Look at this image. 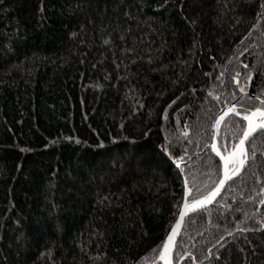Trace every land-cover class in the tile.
<instances>
[{"label":"trees","instance_id":"obj_1","mask_svg":"<svg viewBox=\"0 0 264 264\" xmlns=\"http://www.w3.org/2000/svg\"><path fill=\"white\" fill-rule=\"evenodd\" d=\"M262 101L264 0H0V264L154 263L221 179L218 113L225 154ZM247 153L174 264H264V130Z\"/></svg>","mask_w":264,"mask_h":264},{"label":"snow or ice","instance_id":"obj_2","mask_svg":"<svg viewBox=\"0 0 264 264\" xmlns=\"http://www.w3.org/2000/svg\"><path fill=\"white\" fill-rule=\"evenodd\" d=\"M245 67L247 66L245 65ZM240 91L243 92V88H241ZM233 99H236V97L234 96ZM255 99L259 100V97H255ZM237 103H241V100H237ZM261 103L264 104V101H262ZM229 112H234L236 116L242 115L240 111H236V104H232L230 107H228L224 115H227V113ZM257 117L260 118V123H257ZM222 119L223 116L219 117L216 120V122L212 125L213 130L217 129ZM242 119L243 121L247 122V125L246 127L240 130L242 134H238L236 132L231 133V136L233 138L238 139V143L232 145L231 149L225 146L223 149L225 153L224 155H221V151L216 147L215 143L212 144L213 151L216 152V155L220 157V160L223 161L224 164L223 178H221L219 180V183L216 184V186L211 191L207 192L206 195H202L199 199L193 198L191 200V203L185 201L183 208L180 211L181 217L186 214L185 210L193 211L210 203L215 198L217 192L219 191V188L223 186L225 180L230 179L231 176H235L240 171V168L245 164V161L249 159L248 153L244 147L245 141L251 136L253 132L257 130V128L264 129V108H257L253 111H250L247 114L243 115ZM187 134V131H185L184 135ZM213 139H215V135H213ZM77 143H79V141H77ZM163 151L167 153L168 150L165 147ZM253 155H255V152H253ZM177 167H179V165H177ZM189 191L191 190L186 188V196L188 195ZM199 191L200 189L197 188L196 192L199 193ZM262 191H264V189H262ZM261 203H264V201H261ZM179 223L180 221L178 220L177 224ZM175 232L176 228L173 227V233ZM221 239H223V237H221ZM172 240L173 236L172 234H169L168 238L163 242V250L160 252V258L165 261V264H171V261L168 259V251L170 248V242Z\"/></svg>","mask_w":264,"mask_h":264},{"label":"water","instance_id":"obj_3","mask_svg":"<svg viewBox=\"0 0 264 264\" xmlns=\"http://www.w3.org/2000/svg\"><path fill=\"white\" fill-rule=\"evenodd\" d=\"M232 104H236V102H234V103H232ZM232 104L225 106V107H224V108L218 113V115L216 116V118H215V120H214V123L216 122V120H217L219 117L224 116V113L226 112L227 108L230 107ZM220 122H221V121H220ZM260 122H261V121H257V123H260ZM214 123H213V124H214ZM246 125H247V123H246ZM245 127H246V126H245ZM217 128H218V127H217ZM260 130H264V129L257 128V130H256L255 132H253V133L251 134V136L245 141V145H244V147H245L246 151H247V144H248L249 140L252 138V136H253L254 134H256L257 132H259ZM216 133H217V129L213 130V128H212L211 141H210V143H209V145H208V147H210L211 149H212V144H213V143H215V144H216V147L218 148V146H217V142H216ZM213 135H215V139H213ZM218 149H219V148H218ZM220 151H221V150H220ZM213 152H214V151H213ZM214 154L216 155V152H214ZM221 155H224V154L221 152ZM216 156H217V155H216ZM217 157H218L219 160H220V157H219V156H217ZM220 161H221V160H220ZM246 161H247V160H246ZM246 161H245V164H246ZM221 162H222V176H221V178H223V176H224V164H223V161H221ZM245 164L240 168V171H239L235 176H231L230 179L225 180L223 186H221V187L219 188V191L217 192L215 198H214L210 203H208V204L202 206L201 208L195 209V210H193V211H187V210H185L186 214H185L183 217H181V216H180V211H181V209L183 208L184 202H185V201H188V195L186 196V195L184 194L183 203H182L181 209H180V211H179V214H178V216H177V219H176L175 223L173 224L171 230L169 231V233H168V235H167V237H166V239H167L168 236H169V234H172V236H173V240L170 242V248H169V251H168V259L171 261V264H174V253H175V249H176V243H177L178 238H179V236H180V234H181V230H182V227H183V224H184V221H185L186 217H188L189 215H191L192 213H194V212H196V211H198V210H201V209L207 208V207H209L210 205L214 204L215 201H216V200L222 195V193L224 192V190H225L227 184H228L231 180H233L234 178H236V177L242 172V170H243ZM178 165L180 166L181 163H178ZM218 183H219V182H218ZM186 188L188 189V186H187V184H186V182H185V191H186ZM188 193H189V192H188ZM178 220L180 221L179 224H177V221H178ZM173 227L176 228V232H175V233H173ZM166 239H165V240H166ZM162 250H163V247H162ZM162 250H161V251H162ZM159 263L165 264V261L162 260V259L160 258V253H159L157 259L155 260V262L152 263V264H159ZM179 264H180V263H179Z\"/></svg>","mask_w":264,"mask_h":264},{"label":"rangeland","instance_id":"obj_4","mask_svg":"<svg viewBox=\"0 0 264 264\" xmlns=\"http://www.w3.org/2000/svg\"><path fill=\"white\" fill-rule=\"evenodd\" d=\"M257 121H260V118L259 117H257Z\"/></svg>","mask_w":264,"mask_h":264},{"label":"flooded vegetation","instance_id":"obj_5","mask_svg":"<svg viewBox=\"0 0 264 264\" xmlns=\"http://www.w3.org/2000/svg\"><path fill=\"white\" fill-rule=\"evenodd\" d=\"M261 121V120H260Z\"/></svg>","mask_w":264,"mask_h":264}]
</instances>
